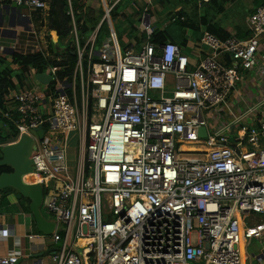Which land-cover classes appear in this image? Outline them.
<instances>
[{
	"label": "built area",
	"instance_id": "1",
	"mask_svg": "<svg viewBox=\"0 0 264 264\" xmlns=\"http://www.w3.org/2000/svg\"><path fill=\"white\" fill-rule=\"evenodd\" d=\"M122 1L99 0L97 30L81 43L74 0H65L77 59L70 79L58 68L44 73L48 85L31 68L12 78L1 115L17 132L11 143L35 142L34 181L55 227L51 246L33 252L47 239L16 235L0 211V248L13 238L29 244L24 255L0 253V264H244L248 244L264 236V220L244 219L264 217V6L249 15L245 38L204 32L186 54L152 43V16L133 4L126 13L140 24L121 54L111 15ZM0 9V55L12 70L16 53L67 50L50 29L48 0H0ZM104 23L111 34L98 44ZM250 257L264 264V251Z\"/></svg>",
	"mask_w": 264,
	"mask_h": 264
},
{
	"label": "rangeland",
	"instance_id": "2",
	"mask_svg": "<svg viewBox=\"0 0 264 264\" xmlns=\"http://www.w3.org/2000/svg\"><path fill=\"white\" fill-rule=\"evenodd\" d=\"M177 0H174L173 3L162 5L157 2V0H153L151 5H148L143 0H123L122 3L118 6V8L115 10V12L111 15L112 16V23L114 27V31L116 34V37L119 42L121 54H124V51L127 49L129 44L131 42H134L135 34L132 32L131 25H139V17L136 19H132L128 16L126 13L127 10H133V4H135L139 9L146 8L151 16L152 21L154 22L152 27L153 29H159L163 30L166 29L168 33L178 38V36H182L188 40V43L185 48L186 54H191L192 50L195 49L197 44V39H200L201 35L205 32L204 29H202L201 34L197 37V34L193 33L190 30L187 29H181L178 28L176 24H171L170 16L174 15L175 13H178L180 10H184L187 13H198L200 15H203L206 13L205 8L202 6V3H207L208 0H188L187 3L178 4L176 2ZM74 14H75V21L78 26V35L81 43H84L87 38H89L91 31L95 29L97 30L98 24L101 20V6L99 0H93L89 2V4L83 5L78 0H74ZM256 7V3L254 0H236L233 3L226 4L225 5V11L222 14H218L215 16V21L219 23L225 30L229 31L231 35H235L236 29L238 27L242 28L243 31H248L247 26V19L253 10V8ZM123 14L125 18L121 15ZM213 16V14H211ZM134 18V16H133ZM84 27V28H83ZM84 29V30H83ZM94 31V32H95ZM111 32L109 29V26L107 23L103 24V27L101 30H99V36L105 35L107 37L110 36ZM104 38V37H103ZM71 41L69 38L61 37L59 42V49H67L71 47ZM261 41H264V36L261 39ZM54 47V46H52ZM98 49V46H96ZM260 64L264 68V53L260 55ZM254 74V73H253ZM19 75V74H18ZM28 85L30 88H34L38 86L35 82H28ZM244 83L237 84L239 90L247 91V93H252V95H256V90L254 86H248L247 89L244 88ZM12 142V141H11ZM9 142V143H11ZM189 148V147H188ZM77 149L71 151L70 158L71 159H77ZM73 173V171H71ZM3 214L4 211L1 210ZM41 212L45 218H50L49 215L46 214L45 210L43 209V206L41 208ZM26 216H22V214H13V224L17 227V234L25 233V232H31V230L34 231V234L44 236L47 241L45 243L44 240H36L33 244V252H35V249L37 247H40L42 245H46L48 247L51 246V240L50 236H46L39 232L35 227V224H31L30 219H25L30 217V213H25ZM24 220L26 223L25 230L23 231L22 226L24 224ZM251 220L254 222H262L264 220V217L262 215L253 214L251 216ZM31 224V225H30ZM26 246V244L23 245V247ZM246 251V258L244 264H258L256 259H252V255L257 257L264 251V236L261 238V240H252L248 246L245 249ZM46 263L49 262V257L45 256ZM251 261V262H250Z\"/></svg>",
	"mask_w": 264,
	"mask_h": 264
},
{
	"label": "trees",
	"instance_id": "3",
	"mask_svg": "<svg viewBox=\"0 0 264 264\" xmlns=\"http://www.w3.org/2000/svg\"><path fill=\"white\" fill-rule=\"evenodd\" d=\"M48 1L51 8L50 29L55 31L59 37L65 38L69 34V19L65 15V0ZM187 1L188 0H177L176 2L178 4H184L187 3ZM235 1L236 0H208L207 3H202V6L206 10V13L203 15L198 13L190 14L184 10H180L178 13L170 16L171 24H176L178 28L181 29L190 30L197 34V37L201 34L202 29H204L205 32H208L222 40H226L231 37V34L215 21V16L224 13V7L226 4H230ZM157 2L162 5H167L173 3L174 0H157ZM254 2L256 3V7L264 6V0H254ZM254 10L255 9L251 11L250 15L254 12ZM211 14H213V16H211ZM132 32L134 34L135 30L132 29ZM248 34V31L244 32L242 28L238 27L235 32V37L238 39H243ZM103 37H105V35L98 37V44L103 39ZM196 39L198 40V38ZM151 41L154 44H161L166 41H171L173 43L179 44L181 47H185L188 43V40L182 36H178V38L171 36L166 29H154V34L152 35ZM74 51L75 49L73 50L72 47L67 48V50L62 53L51 49L52 58L47 59L40 54L22 55L16 53L12 55L11 58L12 63L18 66V70H16L17 72L10 68L9 63L6 60L7 56L5 54L0 55V97L3 98V111H5V96L9 90L14 89V85L12 83V78L14 76L18 78L20 76L24 77V75L29 72L30 68L36 71L38 74H44L49 69L58 68L60 69V71L57 73L59 79H70L73 75L77 60L76 56L73 54ZM16 137L17 132L15 128L10 122L4 120L0 113V145L14 141ZM11 172V169L8 167H0V175ZM12 193L17 196L19 206L16 205L8 207L7 197ZM17 207H19V209L24 213H29L28 200L23 199L12 189L3 190L0 194V210H6V212H15L17 211Z\"/></svg>",
	"mask_w": 264,
	"mask_h": 264
},
{
	"label": "water",
	"instance_id": "4",
	"mask_svg": "<svg viewBox=\"0 0 264 264\" xmlns=\"http://www.w3.org/2000/svg\"><path fill=\"white\" fill-rule=\"evenodd\" d=\"M36 81L43 85L51 82V77L44 74H37ZM3 111V98L0 97V113ZM200 134L205 135L201 130ZM38 140L42 139L43 131L39 129L36 133ZM35 149L34 140L28 135H22L13 143L4 145L0 149V167H8L11 173L0 175V194L5 189H12L23 199L29 201V213L32 216L35 228L42 234L49 236L55 225L45 218L41 212L43 205L42 187L34 181L31 155ZM43 254L35 257L41 258Z\"/></svg>",
	"mask_w": 264,
	"mask_h": 264
},
{
	"label": "crops",
	"instance_id": "5",
	"mask_svg": "<svg viewBox=\"0 0 264 264\" xmlns=\"http://www.w3.org/2000/svg\"><path fill=\"white\" fill-rule=\"evenodd\" d=\"M4 6L6 7L7 10H10V11L14 10V8L8 2L5 3ZM253 9H255V8H253ZM0 13H1V9H0ZM0 17H1V15H0ZM3 33H6V32H3ZM13 70L15 72H17L16 70H18V69H13ZM7 200H8V207L16 206V205L19 206V202L17 201V196L15 194H13V193L10 194L7 197ZM4 213L5 214H3V213L2 214L6 217L5 218L6 222H8L9 224H11L13 226H15L13 224V219H14V215L13 214H15V215L16 214H22V216H24V217L26 216V214L22 210H20L19 207H17V211H15V212H10V211L6 212V210H4ZM25 219H30L31 224H33V220H32L31 216L28 217V218H25ZM244 219H245V221H247V225H253V224H257V223L261 222V221L260 222H254L253 220H251V217H249V218L247 217V218H244ZM19 227H23L22 228L23 231L25 230V227H26L25 220H24V224L22 226H19ZM15 228H16V232L15 233L17 235V227L15 226ZM22 234H24V233H21V234H18V235L21 236ZM24 244H26V246L23 247ZM28 246H29V244H28V242L26 240H24V239L18 240L17 238H13V239H11L9 241V243L6 244V247L3 246V247L0 248V253L2 255H9V254H12L13 251H16L17 253L21 252L22 253L21 255H24V254H26L28 252Z\"/></svg>",
	"mask_w": 264,
	"mask_h": 264
},
{
	"label": "clouds",
	"instance_id": "6",
	"mask_svg": "<svg viewBox=\"0 0 264 264\" xmlns=\"http://www.w3.org/2000/svg\"><path fill=\"white\" fill-rule=\"evenodd\" d=\"M15 77V76H14ZM36 80V79H35ZM37 82V81H36ZM6 144H9V143H6ZM32 217V216H31ZM49 219V218H48ZM33 220V219H32Z\"/></svg>",
	"mask_w": 264,
	"mask_h": 264
}]
</instances>
